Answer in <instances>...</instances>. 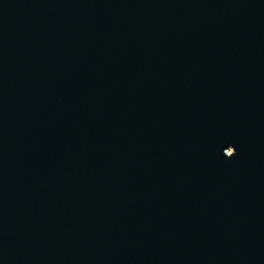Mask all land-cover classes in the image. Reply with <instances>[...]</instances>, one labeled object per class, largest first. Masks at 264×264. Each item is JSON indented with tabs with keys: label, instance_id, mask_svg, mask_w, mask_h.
<instances>
[{
	"label": "water",
	"instance_id": "95a60500",
	"mask_svg": "<svg viewBox=\"0 0 264 264\" xmlns=\"http://www.w3.org/2000/svg\"><path fill=\"white\" fill-rule=\"evenodd\" d=\"M0 264H264V0H0Z\"/></svg>",
	"mask_w": 264,
	"mask_h": 264
}]
</instances>
